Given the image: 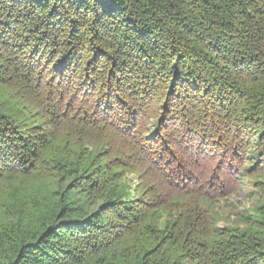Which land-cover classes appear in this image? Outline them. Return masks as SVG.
Listing matches in <instances>:
<instances>
[{
    "label": "trees",
    "instance_id": "trees-1",
    "mask_svg": "<svg viewBox=\"0 0 264 264\" xmlns=\"http://www.w3.org/2000/svg\"><path fill=\"white\" fill-rule=\"evenodd\" d=\"M18 179L57 198L0 195V264H264V199L244 226L216 209L264 190V0H0Z\"/></svg>",
    "mask_w": 264,
    "mask_h": 264
},
{
    "label": "rangeland",
    "instance_id": "rangeland-1",
    "mask_svg": "<svg viewBox=\"0 0 264 264\" xmlns=\"http://www.w3.org/2000/svg\"><path fill=\"white\" fill-rule=\"evenodd\" d=\"M13 184L12 187L5 184L1 186L0 190V195L8 196L6 202L10 203L11 211L6 210H8L10 217L18 213L22 214L25 207L31 208V210L36 207H44L48 199L57 198L54 192L56 186L50 180L18 179ZM259 198L264 199V190H256L253 186L245 184L240 190L235 191L231 196L217 204L219 224L223 226L227 223H234L244 226L246 223L244 216L252 210L254 204L259 202ZM15 207L19 209H14ZM24 216L21 215V217ZM5 219H9V217Z\"/></svg>",
    "mask_w": 264,
    "mask_h": 264
}]
</instances>
